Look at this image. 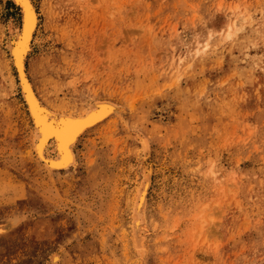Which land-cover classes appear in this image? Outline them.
Instances as JSON below:
<instances>
[{"label":"rangeland","instance_id":"374dc122","mask_svg":"<svg viewBox=\"0 0 264 264\" xmlns=\"http://www.w3.org/2000/svg\"><path fill=\"white\" fill-rule=\"evenodd\" d=\"M33 2L46 107L117 105L45 165L0 0V264H264V0Z\"/></svg>","mask_w":264,"mask_h":264},{"label":"bare ground","instance_id":"6f19581e","mask_svg":"<svg viewBox=\"0 0 264 264\" xmlns=\"http://www.w3.org/2000/svg\"><path fill=\"white\" fill-rule=\"evenodd\" d=\"M14 2L21 8L22 11V25L19 29L15 28V30L13 28L12 30V41H8V47H11V56H12V61L14 63V66L16 67V70L18 72V76H19V85L22 87V91L23 94L25 96L26 99V103L28 105V109L30 112V115L33 119L34 122V130H35V142H34V147L37 153L38 158L43 161L45 163V165H47L49 168L51 169H68L70 168L72 165L76 164V153H75V146L77 144V142L79 141L80 137L86 133L89 129L97 126L100 123H103V121H105L107 118L110 117V115L112 114L113 107L116 106L115 103L111 102V101H97L95 104L91 105L90 107H88L84 112L80 113V114H74V113H65V112H59V111H53L52 109H48V107H46V105L43 103V101L40 99L38 93L36 92L34 85L27 73V66H26V61H27V57L28 55L31 53L32 51V40L34 38V33L37 30L38 27V23H39V14L37 12L36 9V5L34 4L33 0H30L33 9H34V15H35V21H34V25L33 28L31 30V39L28 42L30 47L28 48V51L25 53V55L23 57H21L19 60L16 57V48L18 46V42L20 40V38L23 35L24 29H25V21H24V9L23 7L17 3V0H14ZM21 13V12H20ZM11 26V25H10ZM14 27V26H13ZM10 32V31H9ZM11 37V36H9ZM10 42V43H9ZM36 103L40 106V108L42 110H45L47 112H49L51 114V116L53 117V119L55 118H69V119H82V118H86L88 117L90 114L92 113H96V112H100L102 113V115L98 116L95 120L90 121L89 123H87L86 125H84L83 127H81L79 129V131L77 132V134L75 135V137L73 138L72 142L67 144V155L65 153V150L61 148V141L59 139V137H55L52 135H49L48 137L44 136L43 130L40 127V122L37 120L36 118V113L33 111V103ZM104 105H109L110 108L108 110L104 109ZM43 143V147H41V144ZM53 152L54 155H51L50 153ZM144 183L141 185L140 189H139V193L138 196L136 198L135 201V210L136 212H138L139 209L142 208V210H139V214L140 215V211H142L141 213H143L142 218H144V208H145V204H146V197H147V192L149 189V185H150V180L148 177H146L144 179ZM138 219V218H137ZM135 220V233L137 231H139L142 228V220L141 223L138 220ZM137 221L139 223V225H137Z\"/></svg>","mask_w":264,"mask_h":264},{"label":"snow or ice","instance_id":"6c2138e0","mask_svg":"<svg viewBox=\"0 0 264 264\" xmlns=\"http://www.w3.org/2000/svg\"><path fill=\"white\" fill-rule=\"evenodd\" d=\"M17 3L20 4L24 9V21H25V29L22 37L18 42V46L16 48V57L19 60L21 57L25 55L30 47L29 41L31 39V30L34 25L35 15L34 9L30 2V0H17ZM246 17L244 20L246 21ZM241 29L237 28L236 31L239 32ZM231 38V28L228 29ZM208 39H211L209 36ZM196 56L200 55V50L197 48L195 52ZM183 64V61H181ZM105 110L110 108L109 105L103 106ZM33 111L36 113V118L40 122V127L43 130L44 136L48 137L49 135L59 137L61 141V148L65 150L67 155V144L71 143L77 132L81 127L86 125L92 120H95L98 116L102 115L100 112L92 113L86 118L82 119H69L65 118H55L51 116V114L45 110H42L38 104L33 103ZM43 147V143L41 144ZM3 231V230H0Z\"/></svg>","mask_w":264,"mask_h":264},{"label":"water","instance_id":"95a60500","mask_svg":"<svg viewBox=\"0 0 264 264\" xmlns=\"http://www.w3.org/2000/svg\"><path fill=\"white\" fill-rule=\"evenodd\" d=\"M56 137V136H55Z\"/></svg>","mask_w":264,"mask_h":264}]
</instances>
